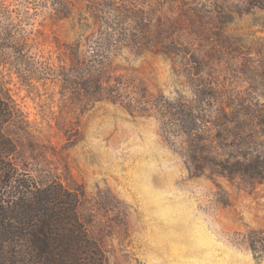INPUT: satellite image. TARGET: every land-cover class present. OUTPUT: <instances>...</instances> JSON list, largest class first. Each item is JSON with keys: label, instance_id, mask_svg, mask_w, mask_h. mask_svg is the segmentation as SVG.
Here are the masks:
<instances>
[{"label": "rangeland", "instance_id": "obj_1", "mask_svg": "<svg viewBox=\"0 0 264 264\" xmlns=\"http://www.w3.org/2000/svg\"><path fill=\"white\" fill-rule=\"evenodd\" d=\"M0 91L105 264H264V0H0Z\"/></svg>", "mask_w": 264, "mask_h": 264}, {"label": "trees", "instance_id": "obj_2", "mask_svg": "<svg viewBox=\"0 0 264 264\" xmlns=\"http://www.w3.org/2000/svg\"><path fill=\"white\" fill-rule=\"evenodd\" d=\"M13 120L0 91V264H105L80 223L77 197L15 166L18 149L6 133Z\"/></svg>", "mask_w": 264, "mask_h": 264}]
</instances>
